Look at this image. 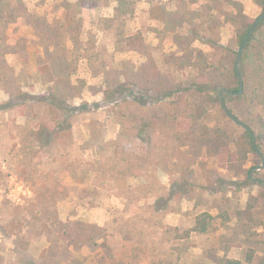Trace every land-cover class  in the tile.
<instances>
[{"label":"rangeland","instance_id":"374dc122","mask_svg":"<svg viewBox=\"0 0 264 264\" xmlns=\"http://www.w3.org/2000/svg\"><path fill=\"white\" fill-rule=\"evenodd\" d=\"M263 2L0 0V264H264Z\"/></svg>","mask_w":264,"mask_h":264},{"label":"trees","instance_id":"16d2710c","mask_svg":"<svg viewBox=\"0 0 264 264\" xmlns=\"http://www.w3.org/2000/svg\"><path fill=\"white\" fill-rule=\"evenodd\" d=\"M240 17L243 19V21H242L243 27L239 28L236 31V43L238 45V50L235 51L236 59L238 57L239 50L242 47L243 42L246 39L247 34H248L252 24L255 21V19H250L246 15H241ZM263 27H264V18L256 26L250 40L246 43V45L243 49V52H242V56H241L240 63H239V68H240V73L242 75V78L244 79V83H246V84H248L251 77H253V76L255 77V73L259 74L261 72L258 68H256L255 71L251 70L250 64H251L252 58L255 55L256 51H258V53L256 55H259L263 52V50L258 49V48L264 47V37L261 36V33H260V32H262ZM136 37H139V35H135L134 37L130 36L128 38L129 39L128 45L133 46L135 44V38ZM236 59H235V62H236ZM232 82H233L232 87L226 88V90L238 92L240 90V79H239L238 73L236 71L235 64L233 67ZM197 85L199 88H202L206 84H205V82H200V83H197ZM221 90H222V88L220 89V92H221ZM226 90L224 92L229 93ZM229 94H231V93H229ZM232 95H234V94H232ZM48 98L50 99L49 103L51 106L58 107L59 101L56 99L55 96L48 95ZM8 103H9L8 100L3 101L2 103H0V108L7 106ZM45 127L46 126H42L38 130L33 131V135H35V138L37 140L43 141L45 139V136H44ZM220 139L222 140V142H224L222 138H220ZM235 142H236V149L231 153L234 157L244 159V158H247L250 153L259 151L258 145L256 143L255 134H254L253 130L250 128V126H248V127L245 126L244 132L241 135H239L238 139ZM224 144H225L224 146H227V143H224ZM206 228H207V224L203 222L201 224V226H195V227L191 228V230L204 231V230H206ZM189 232H190V230L185 231L183 233L182 237L188 236ZM220 264H240V260L228 258L225 260V262L220 263Z\"/></svg>","mask_w":264,"mask_h":264},{"label":"water","instance_id":"95a60500","mask_svg":"<svg viewBox=\"0 0 264 264\" xmlns=\"http://www.w3.org/2000/svg\"><path fill=\"white\" fill-rule=\"evenodd\" d=\"M263 18H264V11H263V12H262V13L256 18V20H255L254 23L252 24V26H251V28H250L248 34H247V37H246V39L244 40L243 45H242V47H241L240 50H239V54H238V57H237L236 62H235V68H236V71H237L238 76H239V79H240V90H239L238 92H233V91H230V90H226V88H222V90H221V92H220V95H221V102H222V105L224 106L225 110H226V111H227V112H228L233 118H235L237 121H239V122H241V123H242V121L239 120L238 118H236V117L234 116V114H233V113L227 108V106H226V104H225V102H224V99H223V93H224L225 90H226L227 92L231 93V94H234V95H237V94H240V93L243 92V85H244V82H243V78H242V75H241V73H240V68H239L240 59H241L242 52H243V49H244L246 43L250 40V38H251V36H252V34H253V32H254L256 26L258 25V23H259ZM242 124H244V123H242ZM244 126L248 127V125H246V124H244ZM257 167L259 168L260 166H257Z\"/></svg>","mask_w":264,"mask_h":264},{"label":"crops","instance_id":"0c3cea01","mask_svg":"<svg viewBox=\"0 0 264 264\" xmlns=\"http://www.w3.org/2000/svg\"><path fill=\"white\" fill-rule=\"evenodd\" d=\"M195 253H201V261L199 264H214L212 257L209 254H205L203 250H193ZM181 255V254H180Z\"/></svg>","mask_w":264,"mask_h":264}]
</instances>
